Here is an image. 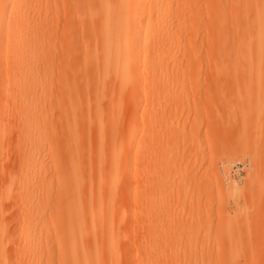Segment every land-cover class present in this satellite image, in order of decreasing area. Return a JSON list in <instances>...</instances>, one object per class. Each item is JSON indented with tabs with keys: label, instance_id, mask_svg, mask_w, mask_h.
Masks as SVG:
<instances>
[{
	"label": "rangeland",
	"instance_id": "rangeland-1",
	"mask_svg": "<svg viewBox=\"0 0 264 264\" xmlns=\"http://www.w3.org/2000/svg\"><path fill=\"white\" fill-rule=\"evenodd\" d=\"M152 1L135 4L121 92L113 77L95 85L87 0H0V264H59L51 212L70 159L91 263L264 264V84L237 64L248 5L159 0L157 14ZM16 2L28 20L14 44ZM28 158L41 164L29 183ZM33 182L47 191L27 209ZM30 215L50 239L26 251Z\"/></svg>",
	"mask_w": 264,
	"mask_h": 264
},
{
	"label": "bare ground",
	"instance_id": "bare-ground-1",
	"mask_svg": "<svg viewBox=\"0 0 264 264\" xmlns=\"http://www.w3.org/2000/svg\"><path fill=\"white\" fill-rule=\"evenodd\" d=\"M96 1L94 0L95 3H93L92 0H87L88 11L85 16L88 25H94L90 31L91 39H95V37L98 39V42L96 43L97 45L95 44V48H93L95 51L93 61L95 64L98 62L97 65L99 66L96 71L97 73H93V75H95V80L96 78L98 80V84L95 81V85L98 90H101L106 84L105 81L108 78L113 77L115 79L114 81L118 84L119 90L122 92L126 86L130 87L128 85L132 84L129 63L132 60L133 49L130 43V38L136 27L134 20L138 18L135 7L138 0ZM244 1L246 4H244L243 7L245 6L246 8V6H248L246 9L244 8L245 10L243 9L244 11H242V15L240 12V15L242 16L240 22H244L245 33L244 36L242 34L243 37L240 36V38L242 37L240 41L238 40V45H240L244 54L239 57L240 59L237 58V64L240 65V68L238 65L237 67L250 74H257L256 77L258 83L264 84V0ZM169 2L170 0H166V4ZM20 4V2L12 4V17H10L11 24L7 27L8 31L12 32V41L14 44L22 39L21 29L24 23L26 24V21L28 20L25 16V12L21 11ZM232 4L234 3L232 2ZM151 6L157 14H159L163 8V4L159 2V0H153ZM3 9L4 6L0 2V20L2 19ZM151 33V29H146L144 31L145 36H150ZM90 47L92 48L91 43L88 45V48ZM85 48H87V45H85ZM21 54L22 52H20L19 57ZM145 55L144 63L147 60L148 53ZM158 65L160 68V63ZM93 72H95V70ZM96 74H98V77H96ZM12 77L14 80L18 79V75L12 74ZM23 78L24 77H22V79ZM28 84L29 82L25 77L23 81L18 83V87L23 88ZM37 161L38 159H35L34 164L37 163ZM67 162L68 165L65 164L66 169L63 168L64 163L62 164L61 162L62 166L57 163V166L59 165L57 168V170L59 169V172L57 171L56 194L59 197V200L51 212L55 216V222L59 232L56 235L58 240L57 249L60 253L59 264H93L78 245L77 236L80 234V230H82L79 225L82 218V211L76 204V202H78L79 194V187L77 184L79 185L80 182L79 166L71 159ZM40 165V163H37L33 166V163H30V158H28V160L22 165V172L25 173L22 176V180L27 181L28 183L32 182L30 181L31 177L29 175H34ZM60 166L65 171L62 169L63 171L60 172ZM74 183L75 188L73 187ZM32 186L33 188L30 192L31 195L28 193L24 203L27 209L32 203V200H34L32 197H37V202L40 204V207H42L45 196L43 194L38 195L37 191H47V188L45 189L46 185L42 182H40V185H34L33 182ZM24 224L25 225L21 231L24 250L28 251L42 245L41 240H35V235L45 234V242L50 239L47 229L43 225L36 226V217L31 215L26 217ZM109 248H111V246ZM33 260H35V257L32 258V261Z\"/></svg>",
	"mask_w": 264,
	"mask_h": 264
}]
</instances>
